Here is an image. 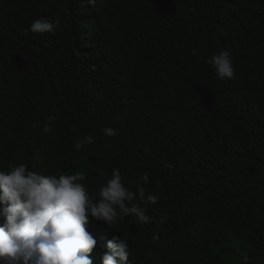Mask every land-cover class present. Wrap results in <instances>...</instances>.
<instances>
[{
    "label": "trees",
    "instance_id": "obj_1",
    "mask_svg": "<svg viewBox=\"0 0 264 264\" xmlns=\"http://www.w3.org/2000/svg\"><path fill=\"white\" fill-rule=\"evenodd\" d=\"M21 163L83 172L94 199L113 168L149 174V223L90 218L93 264L101 236L129 264H264V0H0V170Z\"/></svg>",
    "mask_w": 264,
    "mask_h": 264
},
{
    "label": "clouds",
    "instance_id": "obj_2",
    "mask_svg": "<svg viewBox=\"0 0 264 264\" xmlns=\"http://www.w3.org/2000/svg\"><path fill=\"white\" fill-rule=\"evenodd\" d=\"M87 4L94 5L95 0H87ZM55 23L39 18L32 22L30 31L54 34ZM208 63L218 79L235 78L227 50L212 55ZM44 131H50V125ZM103 132L109 137L116 135L112 127H105ZM94 142L92 136H85L74 147L80 150ZM85 179L79 171L58 177L43 175L24 163L0 170V264H93L89 254L97 248V239L87 230L90 218L104 222L108 228L130 216L142 224L150 222L147 205L157 204L159 195L145 190L143 185L150 183L147 172L139 176L135 190H131L124 185L120 169L113 168L112 178L97 193L98 199L91 197L81 183ZM100 240V264H129L125 239L114 236L104 242L101 236Z\"/></svg>",
    "mask_w": 264,
    "mask_h": 264
}]
</instances>
